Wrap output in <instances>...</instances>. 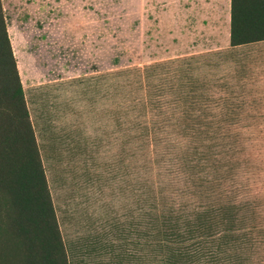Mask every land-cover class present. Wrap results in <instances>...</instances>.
<instances>
[{"label": "rangeland", "instance_id": "obj_1", "mask_svg": "<svg viewBox=\"0 0 264 264\" xmlns=\"http://www.w3.org/2000/svg\"><path fill=\"white\" fill-rule=\"evenodd\" d=\"M1 5L69 264H156L133 232L134 222L144 231L142 198L114 123L115 69L189 59L205 84L206 119H234L243 148L264 154V47L225 48L224 28L178 34L177 0Z\"/></svg>", "mask_w": 264, "mask_h": 264}, {"label": "trees", "instance_id": "obj_2", "mask_svg": "<svg viewBox=\"0 0 264 264\" xmlns=\"http://www.w3.org/2000/svg\"><path fill=\"white\" fill-rule=\"evenodd\" d=\"M259 41L264 0H229L228 45ZM190 64L113 71L114 123L142 198L144 231L134 222V235L156 264H264V154L243 148L234 119H206ZM0 264H68L1 0Z\"/></svg>", "mask_w": 264, "mask_h": 264}, {"label": "crops", "instance_id": "obj_3", "mask_svg": "<svg viewBox=\"0 0 264 264\" xmlns=\"http://www.w3.org/2000/svg\"><path fill=\"white\" fill-rule=\"evenodd\" d=\"M177 0L176 11L172 10V21L177 18L178 34L179 29H185L186 36L192 28H224L223 42L225 48L241 51L244 55L252 53L258 47H264V41L242 44L230 47L228 45L229 26V0ZM260 45V46H259ZM69 264V263H68ZM78 264H85L80 262ZM103 264H114L113 261H106Z\"/></svg>", "mask_w": 264, "mask_h": 264}]
</instances>
